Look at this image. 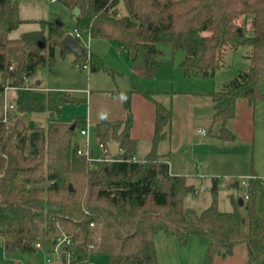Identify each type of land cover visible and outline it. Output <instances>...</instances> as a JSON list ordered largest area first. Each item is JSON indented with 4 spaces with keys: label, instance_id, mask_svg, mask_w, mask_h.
<instances>
[{
    "label": "trees",
    "instance_id": "1",
    "mask_svg": "<svg viewBox=\"0 0 264 264\" xmlns=\"http://www.w3.org/2000/svg\"><path fill=\"white\" fill-rule=\"evenodd\" d=\"M59 1L80 9L77 27L87 29L93 39L114 42L123 54H142L150 78L163 62V46L185 52L181 67L188 79L214 78L228 49L251 48L250 69L208 94L214 108L212 126L220 125L222 141L236 140L227 124L236 117L240 100L252 106L264 100V0ZM23 23L18 4L0 0V94L8 85L18 88L12 102L19 113L27 114L61 117L64 107L86 104L68 92L45 91L38 82L27 87V80L53 62L56 49L62 57L70 50L61 44L68 32L58 24L46 31L42 23L40 30L12 39L11 33ZM84 58L77 56L74 65L82 67ZM89 69L115 74L93 53ZM133 93L114 92L124 100L127 120L103 118L93 130L106 145L119 143L120 152L111 161L89 162L77 155L81 143L74 134L87 126L84 116H77L73 131L62 121L42 127L21 119L8 130L0 116V236L5 253L31 257L40 251L38 242L51 244L65 234L71 238L74 264H87L101 254L108 256V264H158L156 236L164 232L183 246L192 236L208 240L201 264L232 255L240 244L248 248L246 264H264V216L257 211L256 179L249 181L248 199H232V211L219 210L214 185L211 204L187 217L186 198L197 189L185 176L172 175L167 156L158 151L170 136L172 109L155 102L152 149L138 161L137 142L130 135ZM142 93L153 100L150 93Z\"/></svg>",
    "mask_w": 264,
    "mask_h": 264
},
{
    "label": "rangeland",
    "instance_id": "2",
    "mask_svg": "<svg viewBox=\"0 0 264 264\" xmlns=\"http://www.w3.org/2000/svg\"><path fill=\"white\" fill-rule=\"evenodd\" d=\"M12 1L18 4L20 17L29 20L11 33L10 37L12 39L20 38L27 32L40 30L42 23L45 24L46 31L52 24L60 25L68 33L77 27L75 9H70L59 0ZM119 12L120 15H126L123 3L119 5ZM162 50L164 51V58L160 78L156 81L155 76L150 78L145 75L144 77L146 82L158 87L161 91H163L162 88L164 87H168L165 89L198 93H207L215 89L220 90L223 85L235 79L240 73L248 71L251 66V61L248 59L251 48L241 46L237 50L228 49L226 51L223 66L218 70L214 79H187L179 67V62L185 56V52L177 51L173 53L169 46H163ZM91 51L93 54L96 53L103 57L108 69L124 74L125 78L121 76L118 78L120 84L129 81L131 67L145 63L142 54H138L133 61L130 59L129 53H125L123 58L118 45L104 39H93L91 41ZM71 54L73 53H68L65 57H62L60 48L56 49L53 62H48L46 67L35 78L27 80V87L34 86L37 81L43 82L52 91H70L76 84L79 85L78 87H83L88 82L89 71L81 67L75 70L72 60L77 57ZM98 74L105 80L104 76H107L108 72L100 71ZM7 88L8 90H6ZM7 88H5V91H7L9 102L13 103L12 100L15 98L18 88L9 85ZM5 91L3 95L0 94V116H3ZM260 91L264 95V81L260 83ZM75 95L85 98L84 94L77 93ZM199 110L201 117L198 127L207 131L211 130V133L207 138L201 140L205 144L201 148L208 151V154L201 158L196 157L197 163L191 164L192 172L190 177H187L189 183L195 184L197 189H203V192L188 195L186 198L187 208L198 213L207 208L213 200L212 188L215 184L219 210L230 212L233 210L232 199H245V194L249 193V181L254 178L257 186V211L260 216H264V100H258L255 108L250 107L246 102L241 103L237 108L236 118L227 124V127L237 137L234 142L218 139L217 135L220 133V125L211 127L212 103L201 104ZM83 113L84 106L75 104L66 107L61 117L49 112L27 114L19 113L16 110L9 115L6 124L8 130H10L12 123L16 119H21L26 125L33 122L35 125L42 127H47L51 121H62L73 125L71 118H68L67 115L74 117L82 116ZM74 140L79 143L82 142L83 137L80 134V128L76 129ZM201 160L202 162H200ZM196 166H199L198 172ZM235 184H239V188H235ZM243 212L245 213L244 210ZM168 239L178 243L177 248L181 250L179 251L181 258L184 257L181 255L184 250L192 253L193 264L196 262L195 254L198 255L199 250L203 246L202 244H204L203 242L205 244L208 243V240L192 236L188 245L183 246L179 243L177 237L159 232L156 236V248L159 254H157L158 264H169L168 254L170 252L168 251L169 248L167 249V244L170 241ZM175 254L178 255V253ZM7 258L13 259V262L20 259L16 256H5L3 239L0 237V264H11ZM21 260L25 264L29 262L25 258H21ZM87 264H108V256L102 254L94 255Z\"/></svg>",
    "mask_w": 264,
    "mask_h": 264
},
{
    "label": "crops",
    "instance_id": "3",
    "mask_svg": "<svg viewBox=\"0 0 264 264\" xmlns=\"http://www.w3.org/2000/svg\"><path fill=\"white\" fill-rule=\"evenodd\" d=\"M22 20H24V22L29 21L26 19H22ZM69 53H73V52L70 51ZM94 54L103 58L99 54L96 53ZM71 55H75V57H77L75 53ZM121 56L124 58L125 54L122 53ZM183 58L179 62V67L181 69H182L181 62ZM130 59L132 61L134 60L131 57ZM75 61L76 59L72 60L73 68L75 70L80 69V66L78 68V66L74 65ZM162 64L153 75L155 76L156 81L160 78L159 76L161 75ZM88 71H89L87 76L88 82H86V84H84L83 87H78L79 85L76 84V86L71 88L70 91H66L77 98L84 99L87 101V103L83 105L84 113L82 115L85 117L87 125L92 130H94V128L102 121L103 118L111 122L127 120L128 113L124 106V100L120 95H114V92L134 91V93L132 94V103H131V110L133 114V125L130 131V135L131 138L137 142L136 160L142 161L152 149L153 139L155 135L156 118H157L155 102L157 101L166 107H170L173 112L172 125L170 128V136L167 140L159 144L158 151L160 154L167 156V160L169 162V167H170V173L172 175L185 176L186 178L190 177V174L192 172L191 164L197 163L196 157L201 158L202 156L204 157L205 155L208 154L207 153L208 151L202 150L201 147H204L203 145L205 144L201 140L207 138L211 133V130L207 131L198 127L199 125L198 123L200 122V117H201V115L199 114L200 113L199 109L201 107V104L203 103L206 102L212 103L211 97H209L208 94L213 91H216V89L207 93H201V92L198 93L192 91L191 92L177 91L176 89H165L168 87H164L162 88L163 91H161L160 89H158V87H155L154 85L144 80V77L146 75L145 63H143L142 65L139 64L138 66L135 67H131L129 81H126L125 83L122 84L118 82V78H120V76L122 78H125L124 74L116 73L115 70H113L115 72L114 75L108 72L107 76H104L105 80L101 76H99L98 73L100 71L92 72L90 69H88ZM182 73L184 75L183 69H182ZM195 78H202V77H195ZM204 79H214V78H204ZM37 82L40 84L43 90L52 91L49 90L43 84V82L41 81L40 82L37 81ZM142 91L150 93L152 95L153 100H150L147 97H145ZM77 93L84 94L85 98L76 96L75 94ZM243 102H246L250 107L255 108L256 103L252 106L248 103L247 100H240L238 102L237 108ZM66 107L63 108L62 112ZM213 115H214V108H213ZM213 115H212V119H213ZM67 117L71 118L73 123L77 118V116L72 117L70 115H67ZM202 131H205V134L202 133ZM200 162H202V160ZM196 169L198 172L199 166H196ZM189 184L193 185L196 188L195 184L193 183H189ZM169 241L170 242H168L167 244V249L169 248L168 251L170 252L168 254L169 264H193L192 253L188 252L187 250H184L181 253V255H183L184 257L181 258L179 256V251L181 250H179L180 248L179 249L177 248L178 243L173 240H169ZM203 243L204 244H202L203 246L201 248L202 250L201 249L199 250L198 255L195 254L196 256L195 264L202 263L206 255L209 242L206 244L205 242ZM175 253H178V255H176ZM5 256L8 255L5 253ZM25 259L29 261L27 264H43L45 259V253L43 251H39L38 253L32 255L31 257H26ZM7 260L10 261L11 264L15 262V261L13 262V259L11 260L10 258H7ZM18 260H21V258ZM247 261H248L247 245L240 244L234 248V252L232 255L227 257H216L214 260V264H246Z\"/></svg>",
    "mask_w": 264,
    "mask_h": 264
},
{
    "label": "built area",
    "instance_id": "4",
    "mask_svg": "<svg viewBox=\"0 0 264 264\" xmlns=\"http://www.w3.org/2000/svg\"><path fill=\"white\" fill-rule=\"evenodd\" d=\"M69 33L79 41L84 50L85 58L81 68L89 69L92 54L91 41L93 40L91 33L87 29H80L78 27H75ZM6 90H8V88ZM5 92L3 119L4 122L7 123L9 115L16 111V107L14 103L9 102L7 91ZM202 133L205 134V131H202ZM80 134L83 137V141L77 150V155L79 157H84L89 162L112 160L113 154L110 152L108 145L96 138L93 134V130L88 125L85 128L80 129ZM201 192H203V189H197L196 194ZM245 199H248V194H245ZM71 244V238L68 235L63 234L51 244H45L42 241L38 242L36 248L45 253L43 264H74V258L70 252ZM13 264L25 263L22 260H16Z\"/></svg>",
    "mask_w": 264,
    "mask_h": 264
},
{
    "label": "water",
    "instance_id": "5",
    "mask_svg": "<svg viewBox=\"0 0 264 264\" xmlns=\"http://www.w3.org/2000/svg\"><path fill=\"white\" fill-rule=\"evenodd\" d=\"M75 16H78L80 14V9L76 8L74 12ZM61 44L63 47L68 48L71 52L75 53L77 56L82 57L84 55V50L82 46L80 45L79 41L76 40L70 33L66 34L64 38L61 40ZM136 52H131L130 57L134 59L136 57ZM18 66H16L17 68ZM70 129L73 131L75 129V125H72ZM108 147L110 149V152L113 155H117L120 152V145L119 143H109ZM235 188L239 187V184L234 185ZM70 189L72 190V187L70 186ZM240 205H243L242 200L240 201ZM195 211L191 209L186 210V216L190 217Z\"/></svg>",
    "mask_w": 264,
    "mask_h": 264
}]
</instances>
